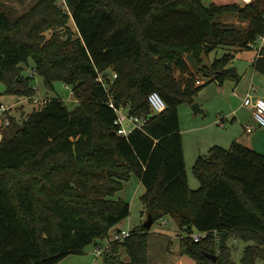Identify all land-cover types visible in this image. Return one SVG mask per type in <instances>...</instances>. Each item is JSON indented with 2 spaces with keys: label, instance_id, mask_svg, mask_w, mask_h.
I'll return each mask as SVG.
<instances>
[{
  "label": "trees",
  "instance_id": "trees-1",
  "mask_svg": "<svg viewBox=\"0 0 264 264\" xmlns=\"http://www.w3.org/2000/svg\"><path fill=\"white\" fill-rule=\"evenodd\" d=\"M4 1L0 86L32 97V78L22 74L32 58L45 86L62 82L78 105L70 109L55 97L20 121L11 116L0 143V264H59L108 238L130 216V203L116 195L131 175L144 186L142 205L154 224L173 218L186 233L182 250L199 264H235L228 246L233 238L249 243L244 264H264V154L237 140L228 149L214 145L197 158L200 187L191 190L178 113L181 104H194L205 84L201 75L221 84L240 79L231 65L234 51L225 47L251 48L264 35V1L240 11L238 3L204 0H39L19 17L9 15ZM224 14L248 20L240 42L235 27L220 21ZM48 30L55 32L46 40ZM220 48L223 56L203 63V55ZM189 54L199 71L185 60ZM254 69L264 75V48ZM100 77L117 106L148 119L142 130L128 138L117 134ZM152 92L166 103L158 115L148 103ZM194 230L207 236L195 242ZM150 231L132 230L105 253L104 263L149 264ZM205 253L218 254V261Z\"/></svg>",
  "mask_w": 264,
  "mask_h": 264
},
{
  "label": "rangeland",
  "instance_id": "rangeland-1",
  "mask_svg": "<svg viewBox=\"0 0 264 264\" xmlns=\"http://www.w3.org/2000/svg\"><path fill=\"white\" fill-rule=\"evenodd\" d=\"M39 0H5L4 7L12 17H19L31 10ZM206 5L215 3L232 4L238 3L237 0H204ZM243 6V5H241ZM260 6V5H258ZM250 15V14H249ZM220 21L235 27L234 37L240 42L241 38L246 36L248 31V20L238 14H224L220 17ZM68 26L76 31V26L72 20L69 21ZM57 33H62L64 30L57 28ZM54 30H48L42 35L46 40H49L54 35ZM77 35V34H76ZM239 37V39H237ZM225 42H230L226 40ZM232 43V41L230 42ZM262 46V41L259 39L255 48H235L232 46L225 47L227 50L232 49L234 58L231 65L235 67L240 79H229L223 84L212 81L210 82L206 77L201 75V79L205 84L195 97V104L198 105L204 113L195 114L192 105L181 104L178 107V113L181 121V133L184 142L186 171L191 190H197L200 187V182L193 172V166L199 156H207L210 148L214 145L221 146L228 149L235 138L238 142L252 148L253 150L264 154V133L261 130L264 127H259L253 117V110L251 107L244 106V99L250 90L249 81L252 70V62L257 55V48ZM225 48L217 49L209 56H202L203 63L210 65L215 58H220L226 52ZM187 61V59L185 58ZM189 64V62L187 61ZM23 76L31 77V86L35 90L32 97L44 98H61L65 104L74 109L78 105V100L74 97L71 89L62 82H55L54 89L49 90L44 83V79L39 74H34L33 69L35 63L32 58L26 64H23ZM190 66V64H189ZM191 69H193L190 66ZM194 70V69H193ZM108 75L113 79L115 72L109 71ZM264 79L263 75H260ZM256 88L257 84L254 85ZM264 89V84H263ZM255 95V91H251ZM6 92V85L0 86V104L13 106L10 112L17 121H20L26 114L34 111L40 107L34 104L30 98ZM223 123L224 126H221ZM250 124L254 129L251 133L245 131V126ZM5 135L7 127L2 125L0 128ZM10 130V129H8ZM7 130V131H8ZM32 172L23 171V175H29ZM36 173H34L35 175ZM145 189L140 180L131 175L130 179L125 182L123 189L117 193L116 198H121L130 203V216L121 224L117 225V229L134 230L137 227L143 226L147 213L145 212L141 196ZM114 229H111L109 235H114ZM198 231L194 230L193 234ZM192 234V235H193ZM186 236L182 232L177 222L173 218L165 217L155 222L151 228L149 235V264H199V260L185 252L181 248L180 236ZM107 239L100 240L106 246ZM247 243L244 240L233 238L228 242L230 248L231 259L235 264H244L242 259ZM96 245L88 246L81 254H69L62 259L59 264H104L103 257H96ZM218 252V250H217ZM122 253V252H121ZM218 256V254H215ZM122 259L128 260V256L122 253ZM206 262V261H205ZM209 264L208 262H206ZM211 264V263H210ZM256 264H263L258 260Z\"/></svg>",
  "mask_w": 264,
  "mask_h": 264
},
{
  "label": "built area",
  "instance_id": "built-area-1",
  "mask_svg": "<svg viewBox=\"0 0 264 264\" xmlns=\"http://www.w3.org/2000/svg\"><path fill=\"white\" fill-rule=\"evenodd\" d=\"M240 5L246 6L251 3H253L256 0H237ZM264 1V0H261ZM259 39L262 41V46L257 48V56L260 53V51L264 48V35L260 36ZM258 39V40H259ZM257 40V41H258ZM256 43H251L250 47L255 48ZM34 74L37 73L36 69H33ZM117 77L115 74L113 77V80ZM102 84L104 85L106 91L108 92V105L116 114V118L114 121L115 126L117 127V134L121 137L128 138L130 134H132L135 130L140 129L142 130L145 126V124L148 122V119L146 117H137L134 115H131L129 113L128 108L124 106H117L114 102L113 95L111 94L110 85L105 84L103 82L102 77L99 78ZM197 84H202V81L198 80ZM30 100L38 105L43 106L50 100L49 98L39 99L32 97ZM148 103L150 105V108L152 110L153 114H160L166 109V103L162 96L158 92H152L148 95ZM244 106L251 107L253 110V117L259 127H264V98L261 97H255L252 95L251 91H249L246 95V98L244 99ZM13 109V106H7L5 104H0V128L2 125H5L8 127L11 124V116L10 113ZM221 126H224L223 123H220ZM253 127L250 124H247L245 126V131L247 133H251L253 131ZM4 139V134L2 133L0 129V143ZM132 231L127 229H114V235H109L107 239V245L104 246L101 242L96 244V257H103L105 256V253L108 251L110 252L113 245L116 242H123L125 239L131 236ZM207 236V233H200L193 234L192 237L195 242H199L202 239H204ZM105 264V263H104Z\"/></svg>",
  "mask_w": 264,
  "mask_h": 264
},
{
  "label": "water",
  "instance_id": "water-1",
  "mask_svg": "<svg viewBox=\"0 0 264 264\" xmlns=\"http://www.w3.org/2000/svg\"><path fill=\"white\" fill-rule=\"evenodd\" d=\"M243 9H245V6H240V11H242ZM187 61L189 62L190 66L196 70V71H199L201 69V67L199 66V64L197 63L196 59H195V56L194 54H189L187 57H186ZM192 109H193V112L195 114H198V113H204V111L202 109H200L198 107L197 104H192ZM154 225V218H153V215L151 213H148L147 214V218L143 224V226L150 230ZM206 257L208 259H210L211 261H213L214 263H216L218 261V256L213 254V253H205Z\"/></svg>",
  "mask_w": 264,
  "mask_h": 264
},
{
  "label": "crops",
  "instance_id": "crops-1",
  "mask_svg": "<svg viewBox=\"0 0 264 264\" xmlns=\"http://www.w3.org/2000/svg\"><path fill=\"white\" fill-rule=\"evenodd\" d=\"M247 27H248V22H247ZM256 57H257V55H256ZM256 57H255V59H256ZM255 61V60H254ZM254 61L252 62V70H253V72L252 73H250V79H249V81L250 82H252L251 84H250V90L249 91H252V90H254L255 91V97H261V98H264V89H263V84H264V79L262 78V77H260V75H263V74H261V73H259V72H257V71H255V69H254ZM264 76V75H263ZM255 84H257V86H256V88H254L255 86ZM248 91V92H249ZM261 132L262 133H264V129L263 130H261ZM235 140H238V138H235ZM234 140V141H235ZM121 224V223H120ZM115 229H117L116 227H114ZM177 264H181V261H179Z\"/></svg>",
  "mask_w": 264,
  "mask_h": 264
}]
</instances>
